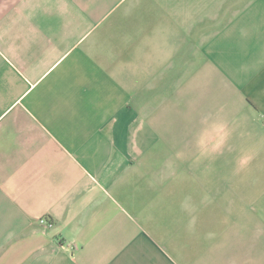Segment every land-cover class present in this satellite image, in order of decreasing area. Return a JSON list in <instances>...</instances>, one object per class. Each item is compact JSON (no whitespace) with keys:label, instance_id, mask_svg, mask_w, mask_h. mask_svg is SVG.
<instances>
[{"label":"crops","instance_id":"obj_1","mask_svg":"<svg viewBox=\"0 0 264 264\" xmlns=\"http://www.w3.org/2000/svg\"><path fill=\"white\" fill-rule=\"evenodd\" d=\"M251 168L264 0H0V264H264Z\"/></svg>","mask_w":264,"mask_h":264},{"label":"rangeland","instance_id":"obj_2","mask_svg":"<svg viewBox=\"0 0 264 264\" xmlns=\"http://www.w3.org/2000/svg\"><path fill=\"white\" fill-rule=\"evenodd\" d=\"M239 144V148L240 150H249V142L248 141H240L238 142ZM246 152V151H245ZM244 156V155H243ZM248 157L247 156H244V157H240V168H248V164L246 163ZM239 160V157H236V158H228V157H225L224 159V168H225V172L226 173H229L231 174V171L232 169L230 168H238V163L237 161ZM241 162H244L245 164H242ZM252 169V174L251 177H250V180H254L255 183H257V186L258 184H262L263 185V188H264V168H251ZM250 169V170H251ZM249 172V170H242L240 172V175H242L243 173L247 174ZM258 192H262V190L259 188L257 190ZM263 196H264V193H263Z\"/></svg>","mask_w":264,"mask_h":264},{"label":"built area","instance_id":"obj_3","mask_svg":"<svg viewBox=\"0 0 264 264\" xmlns=\"http://www.w3.org/2000/svg\"><path fill=\"white\" fill-rule=\"evenodd\" d=\"M40 224L45 225L47 227L52 226V223L50 222V220H47L46 218L41 219Z\"/></svg>","mask_w":264,"mask_h":264}]
</instances>
